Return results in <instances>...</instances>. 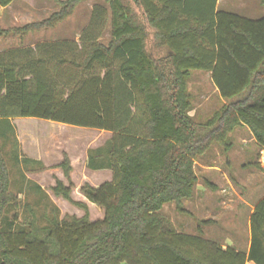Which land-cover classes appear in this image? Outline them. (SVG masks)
I'll return each mask as SVG.
<instances>
[{
	"label": "trees",
	"instance_id": "16d2710c",
	"mask_svg": "<svg viewBox=\"0 0 264 264\" xmlns=\"http://www.w3.org/2000/svg\"><path fill=\"white\" fill-rule=\"evenodd\" d=\"M18 0H0L6 8ZM47 20L5 30L0 40L55 29L89 0H53ZM79 39H60L0 53V139H16V118H36L106 131L112 138L88 153L87 168L110 170L111 182L81 193L104 211L90 219L72 185L51 188L85 212L60 219L54 209L40 226L33 208L17 229L20 197L0 148V264H264V198L250 218L248 252L180 233L162 211L193 200L198 157L215 144L230 151V135L247 128L264 151V17L218 10V0H105ZM264 5V0H258ZM109 24L110 39L103 41ZM211 73L229 104L197 123L189 82ZM40 165L26 158L16 159ZM255 166L263 169L261 164ZM70 181L67 156L58 166ZM42 192L40 186L28 181ZM14 208L16 213L8 219Z\"/></svg>",
	"mask_w": 264,
	"mask_h": 264
},
{
	"label": "rangeland",
	"instance_id": "374dc122",
	"mask_svg": "<svg viewBox=\"0 0 264 264\" xmlns=\"http://www.w3.org/2000/svg\"><path fill=\"white\" fill-rule=\"evenodd\" d=\"M17 6L19 21L16 26L9 24L8 21L5 23L0 15L1 28L9 30L31 23L42 22L60 11V6L53 0H23ZM96 6L107 7V3L105 0L83 2L66 22L60 24L55 29L29 34L26 42H24L26 36H10L1 39L0 53L27 46L35 47L37 44L60 39L78 40L81 31L89 24L92 12ZM219 8L221 11L234 13L251 20L264 17V5L258 0H221ZM1 22L4 25H1ZM104 30L103 41L107 43L111 34L109 24ZM189 90L192 94V114L197 123H206L216 112L224 107L219 93L215 90L211 77L206 73L195 72L189 82ZM18 121L25 123L24 128L30 135L39 138L36 139L38 143L33 146L36 152L33 156H38L36 159H32L26 155L22 150L21 144L17 145L14 137H11L7 141L0 139V148L3 151L11 173V189L21 199L19 208L20 219L16 225L17 229L24 228L23 223H25L27 218L31 217L30 207L36 212L40 226L48 225L47 216H52L54 209L59 211L60 219L73 216L78 218L83 217L85 212L82 209L61 198H57L51 191L53 184L57 180L56 174L62 171L58 166L63 162L65 156L69 158L71 155L77 169L75 181L78 183L82 171V165L79 162L82 155L92 150L90 146L98 145L99 148L100 146H104L112 138V135L95 129L74 126L62 128L59 127V123H51L50 121L43 123V120L36 118H18ZM38 121L42 123H38ZM251 140L252 137L247 129H239L230 137V142L233 144L230 152L224 151L223 148L214 143L208 152L198 157L195 166L198 176L195 195L201 196L207 182H211L217 188L220 187L224 190L223 195L232 197L235 200L232 203L234 207L240 205V200L242 199L254 202L263 197L264 153H261L257 143H251ZM18 158H29L41 162L43 167L32 163L25 165L23 160L18 164L16 161ZM256 163L261 164L263 169L257 168L255 166ZM208 166H215L218 169L208 171L206 169ZM28 181L40 186L42 192L36 190ZM71 185L73 191L75 190L72 198L74 201H77L75 199H79L78 192L81 193L82 186L77 188L74 184ZM90 204V219L92 221L103 219L104 211L95 204L91 202ZM183 206L187 213L179 212L175 204L166 205L162 211V215L172 222L178 232L201 236L200 232L202 231L204 233L202 237L218 243H224L229 238L234 237L241 240L242 246L240 249H242L241 251L244 250L245 240L249 235L250 229L247 209L242 210L241 213L239 212L235 220L231 219L234 217L233 214L225 211V213L218 216L222 218L220 223L208 225L204 223L205 218H203L202 213L195 210L194 206L196 205L194 203L186 201L183 203ZM198 206H201V204H198ZM15 213V209L11 208L7 216L8 219L11 220V217ZM230 220L234 224L229 223Z\"/></svg>",
	"mask_w": 264,
	"mask_h": 264
},
{
	"label": "crops",
	"instance_id": "0c3cea01",
	"mask_svg": "<svg viewBox=\"0 0 264 264\" xmlns=\"http://www.w3.org/2000/svg\"><path fill=\"white\" fill-rule=\"evenodd\" d=\"M20 1H23V0H18L6 8L0 7V15L2 16L3 21H5V23L8 21L9 24L16 26V24L19 21V18H18L19 13L17 10V7H18L17 4ZM220 3H221V0H218V10H220V8H219ZM1 25H4V23L1 22ZM28 37H29V35H27L25 37L24 42H26L28 40ZM196 72H200V71H196ZM203 73H206L211 77V73H207V72H203ZM193 74H195V72H193ZM213 85H214V83H213ZM214 87H215V85H214ZM215 90H216V92H218L216 87H215ZM221 100L223 101V105L229 104L228 103L229 101H226L222 98H221ZM190 115L193 116L192 112L190 113ZM17 120H18V118L13 119L12 124L16 128L18 140L22 146V150L30 158H32V159L38 158V156L37 157L33 156L34 154H36V152L33 149L34 148L33 146L36 143H38L37 142L38 140H36V139H38L39 137L37 138V137H34V135H30L26 131V129L24 128L25 123L22 121L17 122ZM43 121H44L43 123H45V120H43ZM47 122H49V121H47ZM38 123H42V122L38 121ZM53 125H55V124H53ZM65 126H67V125L59 124V127L64 128ZM239 129H243V128H239ZM239 129H237L234 133H236ZM244 129H247V128H244ZM247 131H249V130L247 129ZM102 133L112 135L110 132H106V131H102ZM234 133H232V134H234ZM249 133L252 137L251 143H256L252 133L250 131H249ZM231 135H230V137H231ZM86 142H88V141H86ZM97 148H99L98 145H96V146L94 145L92 147L90 146V149H97ZM232 148H233V144H232ZM228 152H230V151H228ZM261 153H264V151L261 150ZM69 158H70V161L72 162L71 165L73 168V171L71 173V180L69 181L64 176V173H62V171H60V169H58L60 171L59 174H56L57 180L62 181L66 186H69V184H74L75 186H77V188H80L81 186H83L84 184L87 183L93 187H99L106 182L112 181L113 174L110 170L91 171L87 168L88 153L85 152L79 160L80 164L82 165V171H81V175H80V181L77 183L75 181V175L77 173V169L74 165V160H73L71 155L69 156ZM206 169L208 171H213V170H217L218 168L215 166H208V167H206ZM56 181L52 187H54L56 185ZM202 191H203V194L201 196L195 195L194 199L190 200L188 202L194 203L196 205V206H194L195 210L200 211L202 213L203 218H205L204 223H206L208 225H215V224L220 223L222 221V218L218 217V216L225 213V211L229 212L230 214H233L234 217L231 219L235 220L236 215L239 212L241 213L242 210L247 209V211H248L247 212L248 223H249L250 229H249V235H248L247 239L245 240L243 251L248 252L250 249V245H251L250 218H251L253 211L255 210L256 205L260 202L261 199L264 198V196L259 198L258 200L254 201V202L242 199V200H240V205H237L236 207H234V206H232V203H234L235 200H233L232 197L223 195L222 193H224V190H222V188H220V187L217 188L213 183L207 182L206 188H203ZM74 192H75V190L73 191L72 195H74ZM78 194H79V199H75V198L74 199L87 204L89 209H91L90 201H88L87 198L82 193L78 192ZM198 204H201V206H198ZM229 223L234 224L233 221H231V220L229 221ZM233 227H235V226H233ZM220 244L223 247L229 246V247H234L237 250H242V249H240V247L242 246L241 240H238L234 237L229 238V240L225 241L224 243L220 242ZM246 264H255V263L252 261H248Z\"/></svg>",
	"mask_w": 264,
	"mask_h": 264
}]
</instances>
